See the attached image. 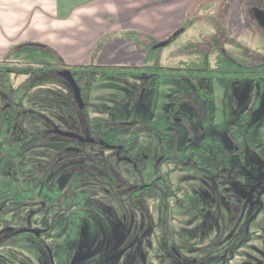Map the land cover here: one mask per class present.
Instances as JSON below:
<instances>
[{
    "label": "rangeland",
    "instance_id": "obj_1",
    "mask_svg": "<svg viewBox=\"0 0 264 264\" xmlns=\"http://www.w3.org/2000/svg\"><path fill=\"white\" fill-rule=\"evenodd\" d=\"M227 1L230 9V0H198L196 6L212 10L207 8L192 29L160 52L161 63L176 65L184 58L181 43L200 32L218 31L222 23L215 24L227 18L222 11ZM252 1L241 6L242 26L233 20L227 30L248 49V62L256 64L264 62V29L250 11ZM59 55L68 66L121 63L69 61L70 54L62 50ZM52 77L58 78L55 73L25 78L0 71V228L17 232L29 224L42 232L37 245L28 232L1 237L0 264H73L78 256L77 264H206L207 258L213 259L209 264H264V164L257 153L264 80L168 79L155 89L139 86V80L98 77L86 95L98 109L92 136L136 133L139 146L153 154L139 171L141 183H147L137 185L154 187L130 197L138 173L125 176L122 185L111 169L105 171L108 154L114 161L110 144L82 147L91 155L104 150L91 163L81 155L55 154L53 144L36 139L21 115L24 98ZM248 111L250 118L239 125L248 133L241 160L231 129ZM62 129L78 132L75 126ZM161 133L169 137L168 160L158 164L154 154L165 145ZM204 142L209 154L200 164L193 155ZM227 151L229 163L219 162L218 153Z\"/></svg>",
    "mask_w": 264,
    "mask_h": 264
},
{
    "label": "trees",
    "instance_id": "obj_2",
    "mask_svg": "<svg viewBox=\"0 0 264 264\" xmlns=\"http://www.w3.org/2000/svg\"><path fill=\"white\" fill-rule=\"evenodd\" d=\"M261 4L264 5V0H253L251 3L252 6ZM229 6L227 1L224 9H222L226 17ZM220 22L222 24L218 31L212 29L209 35L200 32L195 38H190L181 43L178 51L184 58L173 66L162 64L159 60V54L164 48L176 43L182 33L192 29L195 19L187 20L181 30L166 41L150 40L146 46L145 61L140 66L91 64L68 66L65 60L48 46L39 43H24L9 50L0 62V71L25 78L55 73L58 78L52 77L45 82L41 80L37 90L27 92L24 98L27 101V106L24 107L21 115L28 124H32L36 139L42 144L49 141L55 147V154H61L62 157L63 155H81L84 160L96 163L97 158L95 159V156L100 155L104 150L100 149L96 154L91 155L87 151L85 152L82 147L86 148L92 142L102 148H107L101 144L102 141L110 144L113 151L107 150L105 153L110 151L114 154V161L113 158L111 160L113 156L108 154L105 171L108 172L111 169L123 185L127 175L138 173L135 179L139 178V171L146 169L147 161L153 154L146 146H139L140 138L136 133L127 131L126 133L110 134L106 139H103L102 136H92L91 126L97 119L98 109H95L94 104L86 97L89 89L100 76H109L120 81L139 80V86L155 89H161L163 81L168 79L238 80L247 78L254 81L264 80V62L256 64L248 62L245 58L249 53L248 49L229 37L226 28L227 18L222 16L215 25H220ZM202 31L204 32V30ZM132 37L138 39L136 35ZM214 52L216 55L212 58ZM64 72L72 75L80 94L76 93L62 75ZM166 90L169 91V89ZM250 115L251 111L246 112L231 129V137L237 147L235 155L241 160L245 159L246 152L243 151V148L246 147V143L244 138L248 133L239 129V125L240 122L248 120ZM66 126H75L78 131L76 133L88 138L91 142H80L75 138L60 136L51 131L53 128L64 131L62 127ZM26 130L29 131V129ZM259 132L262 145L261 148L258 147L257 153L264 164V123L260 126ZM160 137L165 145L158 150V153L156 152L157 154H154L158 164L168 160L166 148L169 137L165 136L164 133H161ZM71 142H76L77 145L71 144ZM206 147L207 142H204L199 146L200 152L195 150L197 153L193 155L200 164L209 152ZM218 155L219 162L229 163L230 152H220ZM223 155L227 157H223ZM144 156L145 159L141 158ZM161 156L162 159H160ZM102 161L104 162V160ZM261 167L264 168V166ZM139 183H141V178H139V182L130 184V197L137 195V193L140 196L143 192L154 187L153 183H150L148 188L147 186L141 187L140 185L147 183L146 181L137 185ZM105 186H107L106 183Z\"/></svg>",
    "mask_w": 264,
    "mask_h": 264
},
{
    "label": "crops",
    "instance_id": "obj_3",
    "mask_svg": "<svg viewBox=\"0 0 264 264\" xmlns=\"http://www.w3.org/2000/svg\"><path fill=\"white\" fill-rule=\"evenodd\" d=\"M244 1L230 0L228 30L233 20H238L242 26ZM197 2L0 0V60L14 46L39 43L54 46L59 54L61 50L70 54L69 61L94 58L104 64L116 60L121 62L117 63L119 66H140L145 61L150 40L166 41L179 32L187 20L200 17L207 8L212 10L209 6H196ZM134 35L138 39L133 38ZM87 36L94 38L87 39Z\"/></svg>",
    "mask_w": 264,
    "mask_h": 264
},
{
    "label": "flooded vegetation",
    "instance_id": "obj_4",
    "mask_svg": "<svg viewBox=\"0 0 264 264\" xmlns=\"http://www.w3.org/2000/svg\"><path fill=\"white\" fill-rule=\"evenodd\" d=\"M263 2V1H262ZM255 10H261L263 13H264V5H259V6H252L250 8V11L252 12V15L254 17V11ZM255 18V17H254ZM256 19V18H255ZM257 21V20H256ZM55 128H53L51 131L53 132ZM59 129V128H58ZM60 130V129H59ZM62 131V130H61ZM62 132H65V131H62ZM71 133H75V132H71ZM78 134V133H76ZM59 135V134H58ZM80 135V134H78ZM62 136V135H60ZM81 136V135H80ZM65 137V136H64ZM82 137V136H81ZM76 139V138H75ZM78 141L80 142H91L88 140V138H85V137H82V140H79L77 139ZM101 144L103 146H107L109 147L108 144H106L104 141L101 142ZM1 214H4V212L1 211ZM8 232H12V235H15L16 233H19V232H28L30 234L33 235V238L35 239V244L37 245V240L40 239L42 237V232H39L37 228H34L33 226L29 225V224H26V226L24 227L23 230L19 229L17 232H16V229H11L10 227L6 226V225H3L2 228H0V238L3 237L5 234H7ZM77 259H79L76 263L74 264H77L80 260H81V257L78 256ZM76 259V260H77ZM213 261V259L210 261L208 258L206 259V264H209ZM197 264H204V262H196ZM168 264H174L173 261H170ZM260 264H263L262 262H260Z\"/></svg>",
    "mask_w": 264,
    "mask_h": 264
},
{
    "label": "water",
    "instance_id": "obj_5",
    "mask_svg": "<svg viewBox=\"0 0 264 264\" xmlns=\"http://www.w3.org/2000/svg\"><path fill=\"white\" fill-rule=\"evenodd\" d=\"M254 17L256 18V20L259 23V25L264 29V13L261 10H255L254 11ZM62 75L71 84V86L74 88L76 93L79 94V89H78L77 84H76L74 78L72 77V75L70 73H68V72H64V73H62ZM53 133L54 134H59V135L65 136V137L76 138V139L82 140V137L80 135H78L76 133H71V132H62L58 128H55L53 130ZM78 260L79 259L75 260L73 262V264L76 263Z\"/></svg>",
    "mask_w": 264,
    "mask_h": 264
}]
</instances>
